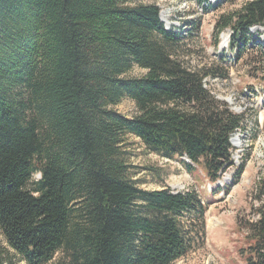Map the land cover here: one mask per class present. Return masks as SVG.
I'll return each instance as SVG.
<instances>
[{
	"label": "trees",
	"instance_id": "16d2710c",
	"mask_svg": "<svg viewBox=\"0 0 264 264\" xmlns=\"http://www.w3.org/2000/svg\"><path fill=\"white\" fill-rule=\"evenodd\" d=\"M144 1L0 0V264H51L60 251L69 259L56 264H172L191 233L203 235L196 192L127 179V137L216 183L244 119L205 88L227 71L192 68L180 35ZM254 26L264 28V0L220 16L215 37L230 29L238 60L248 44L263 46ZM135 67L145 74L128 77ZM257 70L264 82V62ZM124 99L131 118L114 109ZM257 190L264 197V178ZM257 215L246 264H264V202Z\"/></svg>",
	"mask_w": 264,
	"mask_h": 264
},
{
	"label": "rangeland",
	"instance_id": "374dc122",
	"mask_svg": "<svg viewBox=\"0 0 264 264\" xmlns=\"http://www.w3.org/2000/svg\"><path fill=\"white\" fill-rule=\"evenodd\" d=\"M251 1L235 0L207 11L201 9L195 0L143 2L155 4L164 28L180 35L182 44L190 52L184 61L192 68L218 66L227 71L226 78L205 80V88L232 112L242 115L245 127L232 137L237 139V145L232 141L233 166L223 170L216 184L209 182L199 166H193L189 172L181 165L180 159L173 158L169 162L148 151L139 139L127 137L129 146L125 151L130 165L127 179L146 191L164 188L173 194L194 191L207 206L203 235L194 237L195 233H191V249L172 264H246L253 243L250 224L258 219L257 210L264 202L257 190L259 181L264 178V82L257 70L264 62V48L250 43L237 60L235 52L230 51L229 42L227 50L219 49L229 31L215 37L218 18L240 10ZM209 3L212 2L209 0ZM249 34L264 44V29L251 28ZM144 74V70L135 67L128 77L137 78ZM114 109L127 118L136 112L129 99H124ZM241 166L242 173L236 176L237 168ZM38 179L40 175L36 173L33 180ZM215 187L220 188V194H214ZM191 218L185 219L184 225H188L193 220ZM79 221L78 218L72 219L73 223ZM68 259V255L60 251L51 264Z\"/></svg>",
	"mask_w": 264,
	"mask_h": 264
},
{
	"label": "bare ground",
	"instance_id": "6f19581e",
	"mask_svg": "<svg viewBox=\"0 0 264 264\" xmlns=\"http://www.w3.org/2000/svg\"><path fill=\"white\" fill-rule=\"evenodd\" d=\"M211 2H214V1H216V0H210ZM219 1V0H218ZM255 28H258V27H255ZM226 41H227V39L225 38L223 41H222V43H221V45H220V49H223V48H225V46H226ZM232 141L234 142V144H236L237 145V139L235 138V140H233L232 139ZM208 225H210V224H208Z\"/></svg>",
	"mask_w": 264,
	"mask_h": 264
}]
</instances>
